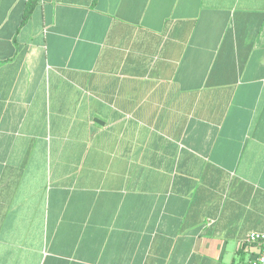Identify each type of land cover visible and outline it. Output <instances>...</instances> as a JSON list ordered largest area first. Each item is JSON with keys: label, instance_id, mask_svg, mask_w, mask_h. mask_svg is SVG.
Returning <instances> with one entry per match:
<instances>
[{"label": "crops", "instance_id": "0c3cea01", "mask_svg": "<svg viewBox=\"0 0 264 264\" xmlns=\"http://www.w3.org/2000/svg\"><path fill=\"white\" fill-rule=\"evenodd\" d=\"M0 0V264H250L264 233V0Z\"/></svg>", "mask_w": 264, "mask_h": 264}, {"label": "built area", "instance_id": "2783aa9c", "mask_svg": "<svg viewBox=\"0 0 264 264\" xmlns=\"http://www.w3.org/2000/svg\"><path fill=\"white\" fill-rule=\"evenodd\" d=\"M243 242L256 247V253L250 264H264V233H250Z\"/></svg>", "mask_w": 264, "mask_h": 264}, {"label": "trees", "instance_id": "16d2710c", "mask_svg": "<svg viewBox=\"0 0 264 264\" xmlns=\"http://www.w3.org/2000/svg\"><path fill=\"white\" fill-rule=\"evenodd\" d=\"M32 8H33V0H28L27 3H26V7L24 9V12H23V16H22V21L21 23L23 24L27 19L28 17L30 16V13L32 11Z\"/></svg>", "mask_w": 264, "mask_h": 264}]
</instances>
